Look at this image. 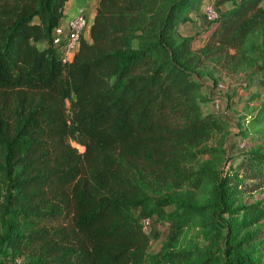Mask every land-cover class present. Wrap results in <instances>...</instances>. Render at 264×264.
<instances>
[{
	"label": "trees",
	"instance_id": "1",
	"mask_svg": "<svg viewBox=\"0 0 264 264\" xmlns=\"http://www.w3.org/2000/svg\"><path fill=\"white\" fill-rule=\"evenodd\" d=\"M67 1L0 0V264H182L192 254L174 243L200 207L149 188L182 185L192 162L217 152L206 143L220 123L203 110L198 70L238 67L244 41L264 36V0H215L219 16L198 49L180 28L205 0H99L91 41L83 35L65 63L52 34ZM240 167L258 181L238 186H264V154ZM227 180L204 207L230 212ZM146 217L169 228L156 254Z\"/></svg>",
	"mask_w": 264,
	"mask_h": 264
},
{
	"label": "rangeland",
	"instance_id": "2",
	"mask_svg": "<svg viewBox=\"0 0 264 264\" xmlns=\"http://www.w3.org/2000/svg\"><path fill=\"white\" fill-rule=\"evenodd\" d=\"M241 51L235 70H216L213 63L198 70L199 79L206 86L204 95L209 97L204 111L215 113L220 123L206 143L217 152L202 155L196 163L192 162L195 171L182 185L173 181L163 189L149 188L154 195L185 200L200 207L195 220L174 243L177 250L192 254L182 264H198L207 257L212 258L214 264H233L243 256L252 259V264H264V186L246 191L235 180L256 183V179H246L240 163L247 155L264 154V36L253 34L244 41ZM217 102L220 108L215 106ZM67 106L71 114L70 101ZM78 140L80 135L73 139L75 146L80 147ZM201 176L202 181L198 182L196 178ZM224 176H228L225 187L230 212L223 214L218 206H204L218 202L219 181ZM229 176L234 178L233 182H229ZM177 207V202L167 206V214ZM150 233L151 255L168 242L166 219L155 221ZM2 264H13V258L5 257Z\"/></svg>",
	"mask_w": 264,
	"mask_h": 264
},
{
	"label": "built area",
	"instance_id": "3",
	"mask_svg": "<svg viewBox=\"0 0 264 264\" xmlns=\"http://www.w3.org/2000/svg\"><path fill=\"white\" fill-rule=\"evenodd\" d=\"M202 13L204 18L210 23L219 16V11L215 0H205L202 5ZM88 7L82 6L78 8L77 13L65 23L60 22L53 30V45L59 51V55L63 62H68L80 47L81 39L88 26ZM220 108L217 102L215 105ZM143 229L150 233V228L154 223L152 217H146L141 220ZM24 258L18 257L13 260V264H23Z\"/></svg>",
	"mask_w": 264,
	"mask_h": 264
},
{
	"label": "crops",
	"instance_id": "4",
	"mask_svg": "<svg viewBox=\"0 0 264 264\" xmlns=\"http://www.w3.org/2000/svg\"><path fill=\"white\" fill-rule=\"evenodd\" d=\"M87 2V4H86ZM99 0H68L65 6V12L64 16L61 19L62 23H65L68 21L71 17H73L77 11L78 8L82 6H88L89 12H88V26L85 30L84 33V38L87 41H91V26L94 22L95 14H96V8L98 6ZM86 4V5H85ZM202 5L201 8L190 11L188 13H185L187 16L188 20L181 25L180 32L183 36H196L197 38L194 42V48L198 49L201 48L205 45L208 39V35L205 34V31L207 30L209 26V22L203 17L202 13ZM263 5V3H262ZM94 6V8H92ZM225 7L230 8L232 7V3H227ZM94 9V10H93ZM49 45L48 41L42 40L37 43V46L40 49H45ZM203 84H205L203 82ZM206 86H203L202 92L204 91ZM204 93V92H203ZM213 96V95H211ZM205 105V104H204ZM204 105H203V110H204Z\"/></svg>",
	"mask_w": 264,
	"mask_h": 264
},
{
	"label": "clouds",
	"instance_id": "5",
	"mask_svg": "<svg viewBox=\"0 0 264 264\" xmlns=\"http://www.w3.org/2000/svg\"><path fill=\"white\" fill-rule=\"evenodd\" d=\"M61 22V21H60Z\"/></svg>",
	"mask_w": 264,
	"mask_h": 264
}]
</instances>
